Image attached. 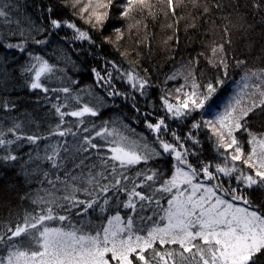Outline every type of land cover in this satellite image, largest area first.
<instances>
[{
  "label": "snow or ice",
  "instance_id": "obj_1",
  "mask_svg": "<svg viewBox=\"0 0 264 264\" xmlns=\"http://www.w3.org/2000/svg\"><path fill=\"white\" fill-rule=\"evenodd\" d=\"M0 264H264V0H0Z\"/></svg>",
  "mask_w": 264,
  "mask_h": 264
},
{
  "label": "trees",
  "instance_id": "obj_2",
  "mask_svg": "<svg viewBox=\"0 0 264 264\" xmlns=\"http://www.w3.org/2000/svg\"><path fill=\"white\" fill-rule=\"evenodd\" d=\"M86 27V26H85ZM159 28H157V42L154 43L153 46V59L156 61V63L161 67L162 70H170V66L166 63L165 54L159 47Z\"/></svg>",
  "mask_w": 264,
  "mask_h": 264
}]
</instances>
